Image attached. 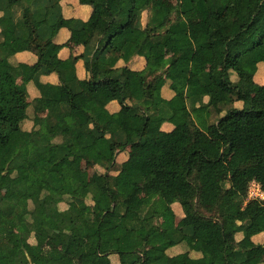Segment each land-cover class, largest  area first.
<instances>
[{
  "label": "trees",
  "instance_id": "obj_1",
  "mask_svg": "<svg viewBox=\"0 0 264 264\" xmlns=\"http://www.w3.org/2000/svg\"><path fill=\"white\" fill-rule=\"evenodd\" d=\"M62 1L0 0V264H63V248L70 264L250 263L264 248L254 239L264 200H248L251 182L264 190V0H78L92 9L85 20L66 17ZM62 29L71 37L59 43ZM172 37L182 44L166 58ZM72 41L80 53L61 58ZM135 56L143 70L118 65ZM175 203L186 224L165 228L159 218Z\"/></svg>",
  "mask_w": 264,
  "mask_h": 264
},
{
  "label": "crops",
  "instance_id": "obj_2",
  "mask_svg": "<svg viewBox=\"0 0 264 264\" xmlns=\"http://www.w3.org/2000/svg\"><path fill=\"white\" fill-rule=\"evenodd\" d=\"M61 4H62V12L64 13V15L66 17H78V18H82V19L85 20V19H87L90 16L91 11H92L90 6L82 5V4L79 3L78 0H63L61 2ZM19 13H20V11H19ZM27 13H29L30 15H27ZM1 14L2 13L0 12V16H1ZM25 15H26V18H31L32 17V13L29 10L25 11ZM186 19L189 22V24H194V23H196L199 20V15L196 12H191L188 15H186ZM70 37H71V33L68 30H66V29H62V30L59 31L56 40L59 43H64V42H67L70 39ZM19 44H20V42H14V47L15 48H19L20 47ZM181 44L182 43L179 40H177L176 38H174V37L170 38L165 44V56H166V58H171V57L177 55ZM70 47H72V48H70ZM72 50L74 52H76V53H80L81 47H79L78 45L75 44L74 41H72L70 43V46H66L60 51V57L63 58V59H67L73 53ZM18 55L21 56V58L23 57L26 61H28L30 63L34 62L33 57H30L26 52L20 51V53ZM118 65H120V66L127 65L133 70L141 71V70H143L145 68L146 61H145L144 57H142V56H135L128 63H124L123 61H120L118 63ZM192 68L195 69V70H200V71L201 70L208 71V70L211 69V65L206 63V62H202V61H197L196 60V61L192 62ZM221 69H222L221 66H217L216 67V75L217 76H219L221 74V71H222ZM77 70H78V76L80 78H86L88 76L86 70L84 69V62L82 60L78 61V63H77ZM167 77L169 78V80L167 81L166 85L163 87V95L165 97H167V98H170V97L173 96V93H172V90L169 88V82H170V78L171 79L174 78L173 73L169 72L167 74ZM44 81H50V82L54 81L55 82L56 81V76L54 74H52L50 76H47V77L44 78ZM255 81L257 83H259V84H264V73H260V74L256 75L255 76ZM17 84H18V86H19V84H21V86L23 85V87L19 86V88L24 89V90L27 91V93H28V101L30 103H33L34 99L38 96V93L36 92L34 86L31 83H29V82L27 83V81L24 78H22V77H20L17 80ZM177 87L181 91H184L186 96H188V97H190L192 95V93H193V88L190 87V86H184L183 84H178ZM109 108L112 111H116V110H118L120 108V105L118 104L117 101H113L112 103L109 104ZM35 110L41 116H45L47 114V108H46V106H44L42 104H39V105L37 104L36 107H35ZM41 112H42V114H41ZM162 129L164 131H172L174 129V125L171 122H165L162 125ZM128 152H132V148H129ZM118 157H122L123 160L120 161L118 159ZM118 157H117V160L119 162H123V161L127 160L128 155L125 154V153H120L118 155ZM208 199H211V198H208ZM172 211H175V213L177 215L175 217L173 216V219L171 218L172 219L171 220L172 221V225H173V223L176 220L178 221L180 218H182L183 220L185 219L184 218V212H183L181 206L178 203H175V204L172 205V209L171 210L166 211L165 213H163L160 216L159 220H160L161 224H162L161 221L163 219H166L167 217H169V214ZM176 218H179V219H176ZM185 221H186V219H185ZM162 226H164V225L162 224ZM171 227H178V226H171ZM165 228H169V227L166 226ZM254 239L256 241H260V240L264 241V233L256 236ZM261 251L264 253V248H262ZM261 251H258L257 253H255L253 255V257H252L251 262L248 263V264H258L259 262L264 261V259L256 260L257 258H255V256H258L259 255L258 253L261 252Z\"/></svg>",
  "mask_w": 264,
  "mask_h": 264
},
{
  "label": "rangeland",
  "instance_id": "obj_3",
  "mask_svg": "<svg viewBox=\"0 0 264 264\" xmlns=\"http://www.w3.org/2000/svg\"><path fill=\"white\" fill-rule=\"evenodd\" d=\"M165 2L169 5H175L177 0H165ZM27 15H30L29 13H27ZM222 70V69H221ZM20 87H23V85L21 86V84H19ZM42 114V112H41ZM118 159L121 161L123 160L122 157H118ZM229 164L231 166H236L238 164V161L237 159L234 157V156H231L230 159H229ZM82 168L83 170L87 171L89 173V176L91 178H94L95 177V172H94V169L92 168V163L87 160V159H84V161L82 162ZM216 177L218 179H223L225 177V170L223 168L219 169L216 173H215ZM1 193H3L6 197H8L10 195V191L8 189H4L1 191ZM149 194V191L148 189L146 188V186H141L137 191H136V195L140 198V199H143L145 198L147 195ZM206 202L208 203H212V199H206ZM141 204L138 203L135 208H138ZM171 216V217H170ZM173 216H177L175 211H172L170 214H169V217H167L166 219H163L161 222L162 224L166 227H171V226H178V227H181L183 226L186 221L185 219L183 220L182 218H176V219H179L178 221L176 220L173 225H172V219H173ZM56 217L60 219V215L59 214H56ZM172 218V219H171ZM1 219L3 221H5L7 219L6 216H1ZM177 222V223H176ZM64 249V257H63V260H62V263L63 264H70V256L69 254L71 253V249L70 248H63ZM262 250V247L259 249V251ZM259 255L258 256H255V258H257L256 260H262L264 259V253L261 251L258 253ZM36 260L37 262H40V259L39 257L36 255ZM2 264H7L6 262H3Z\"/></svg>",
  "mask_w": 264,
  "mask_h": 264
},
{
  "label": "built area",
  "instance_id": "obj_4",
  "mask_svg": "<svg viewBox=\"0 0 264 264\" xmlns=\"http://www.w3.org/2000/svg\"><path fill=\"white\" fill-rule=\"evenodd\" d=\"M248 191V200H253L254 198L264 200V190L262 189L260 183L256 181L251 182Z\"/></svg>",
  "mask_w": 264,
  "mask_h": 264
}]
</instances>
